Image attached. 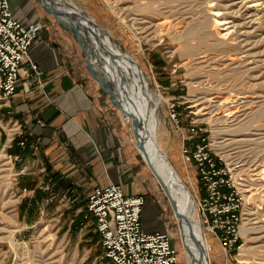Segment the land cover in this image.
<instances>
[{
  "label": "rangeland",
  "instance_id": "obj_1",
  "mask_svg": "<svg viewBox=\"0 0 264 264\" xmlns=\"http://www.w3.org/2000/svg\"><path fill=\"white\" fill-rule=\"evenodd\" d=\"M71 1L139 64L145 102L163 121L159 147L193 198L201 184L194 162H185L181 154L182 137L191 127L202 129L211 151L222 158L221 164L237 184L243 198L242 246L225 255L206 232L210 264H264V177L260 176L264 165V0H257L261 6L255 10L249 8L248 0ZM33 4L30 14L45 24L43 30L57 24L74 41L73 60L80 68V83L97 86L119 113L116 102L89 71L75 35L37 0ZM97 55L93 53L92 58ZM130 79L135 85L133 75ZM20 80L17 85L23 90L26 81L27 91L34 84L44 87L41 77ZM171 107L177 113L176 121L169 115ZM122 120L121 131L126 135L127 122ZM14 124V120L0 123V264H100L98 237L92 241L93 225L82 230L80 225L72 226L83 209L80 202L76 205L71 189L56 193L50 183L46 186L43 170L28 166L23 172L28 164L10 161L7 149L15 132L7 139ZM129 139L131 153L138 156ZM192 140L185 144L195 143ZM9 165L12 173L6 170ZM148 169L147 179L139 168H133L146 200L143 229L166 232L177 250L178 264H188L171 205ZM25 182H33L44 193L41 201H35L34 190L21 185ZM239 254L246 263L239 261Z\"/></svg>",
  "mask_w": 264,
  "mask_h": 264
},
{
  "label": "crops",
  "instance_id": "obj_2",
  "mask_svg": "<svg viewBox=\"0 0 264 264\" xmlns=\"http://www.w3.org/2000/svg\"><path fill=\"white\" fill-rule=\"evenodd\" d=\"M33 1L9 0L13 15L24 25L38 19L30 14ZM29 54L43 72L44 87L34 84L25 92L19 83L8 104L0 107V123L15 121L7 141L18 125L26 139L24 148L18 146L19 162L43 170L52 191L71 189L82 209L92 189L110 181L121 185L127 195H144L133 168L147 178L148 167L139 153H131L129 135L121 131V116L99 88L80 83L74 41L67 31L57 24L48 26L33 41Z\"/></svg>",
  "mask_w": 264,
  "mask_h": 264
},
{
  "label": "built area",
  "instance_id": "obj_3",
  "mask_svg": "<svg viewBox=\"0 0 264 264\" xmlns=\"http://www.w3.org/2000/svg\"><path fill=\"white\" fill-rule=\"evenodd\" d=\"M44 27L42 21L22 24L13 15L9 0H0V106L8 104L20 79L42 76L29 48ZM23 86L27 91V81ZM169 115L176 121L173 107ZM195 127L188 129L191 135L187 132L183 135L181 154L185 162H194L201 184L194 195L198 220L204 232L211 234L227 255L242 246L239 229L243 198L230 171L221 164L222 158L211 151L202 129ZM14 136L20 138L17 144L24 148L26 139L20 125ZM192 139H196L195 143L187 146L185 142ZM32 148L37 150L36 145ZM8 157L10 161H19L17 155L8 154ZM27 168L24 165L22 171ZM145 203L143 194L127 195L121 185L111 181L88 194L81 210L80 227L82 230L93 223L103 260L100 264H178L177 250L169 235L160 230L146 232L143 229Z\"/></svg>",
  "mask_w": 264,
  "mask_h": 264
},
{
  "label": "bare ground",
  "instance_id": "obj_4",
  "mask_svg": "<svg viewBox=\"0 0 264 264\" xmlns=\"http://www.w3.org/2000/svg\"><path fill=\"white\" fill-rule=\"evenodd\" d=\"M54 1L58 2L57 6L60 7L61 10L63 8L62 4L67 3L69 4L68 9L70 10H76L77 12L80 10L84 11L83 8L76 6L71 0ZM247 2L251 3L249 8H254V10L255 8H259V6H261L260 2L257 0H248ZM86 17L92 20L91 16ZM92 21H94V19ZM87 28L94 31L92 27L87 26ZM95 33L98 34L101 42L105 44L109 50L112 52H121L111 39L109 40L106 37H102L100 32L97 30H95ZM79 34L83 36V38H87L83 32H80ZM85 43L87 44V49L85 48V44L84 52L87 55L86 60L88 61V67L101 80L104 88L108 89L106 92L101 87L107 94L108 98L116 102V108H118L120 116L123 118V121L127 122V130L129 131L128 134L131 137L136 150H138L140 156L146 163L142 152L136 145V138L139 142H141V144L145 146L148 157L152 161L153 171L151 169L150 170L153 176L157 180L159 187L165 193L173 213L175 208V210H177L182 217L184 241L186 244V247H184V252L187 263L210 264L208 259V243L205 232L197 217L195 200L185 184L171 168L168 162L167 153L162 151L159 147V132H161L160 130L162 128L163 121L154 115L153 111L149 109L145 102V97L142 90L144 84L143 78L139 81L137 75L130 65L121 61L112 60L109 54L98 49V46L92 39H90V43H87L86 41ZM90 47L92 50L95 49L99 59L92 58L93 53ZM130 75H133V79L136 83L135 85L132 83ZM136 117L137 127L134 132L132 124L134 118ZM261 168L262 172L260 173V176L264 177V165H262ZM6 170L11 171V166L9 165ZM243 230L245 232L244 227ZM12 239L13 232L10 233L9 242H11ZM238 256L241 263L247 262L240 254Z\"/></svg>",
  "mask_w": 264,
  "mask_h": 264
},
{
  "label": "water",
  "instance_id": "obj_5",
  "mask_svg": "<svg viewBox=\"0 0 264 264\" xmlns=\"http://www.w3.org/2000/svg\"><path fill=\"white\" fill-rule=\"evenodd\" d=\"M45 10H47L50 14H52L55 19L58 21V23L63 26L64 28H66L68 31L72 32L77 41L80 43L83 51H84V43L85 41L87 43H90V39H92L94 41V43L98 46V49H100L102 52L109 54V56L112 58V60H116V61H121L124 62L128 65H130L133 69V71L135 72V74L138 77V80H142L141 77V69L139 67V64H137L133 58L125 53V52H112L111 50L108 49L107 46H105V44H103L101 42V39L99 38L98 34L95 33V30H97L98 32H100L102 37H106L107 39H111L108 34V32L102 28L99 27L93 20L88 19L86 16H90L89 14L85 13L84 11L80 10L79 12H77L76 10H70L69 8V4L67 3H63L62 6V10L60 7L57 6L58 2L54 1V0H37ZM88 27H92L94 29V31L90 30L87 28ZM83 32L84 35L87 36V38H83V36H81L79 33ZM85 53V52H84ZM92 53H96L95 49L92 50ZM86 55V54H85ZM87 58V55H86ZM88 61L86 60V65ZM88 66V65H87ZM89 68V67H88ZM89 71L92 73V75L94 76V78L96 80H98L99 85L107 92L108 89L104 88L103 83L101 82V80L96 76V74L94 72L91 71V69L89 68ZM133 131L135 132V129L137 127V117L134 118L133 120ZM136 145L137 147L140 149V151L142 152V155L148 165V167L153 171V165H152V161L149 159L148 154H147V150L145 148V146L143 144H141V142L138 141V139L136 138ZM174 214L176 217V221H177V226H178V230H179V235H180V239H181V243L184 247H186L185 241H184V232H183V220L181 215L179 214V212L177 210H175L174 208Z\"/></svg>",
  "mask_w": 264,
  "mask_h": 264
},
{
  "label": "trees",
  "instance_id": "obj_6",
  "mask_svg": "<svg viewBox=\"0 0 264 264\" xmlns=\"http://www.w3.org/2000/svg\"><path fill=\"white\" fill-rule=\"evenodd\" d=\"M20 138L15 136L12 141H11V147L8 149V154H15V155H18L20 152L18 150V142H19ZM194 170H195V173H196V166L194 164ZM47 170V169H46ZM21 185H23V187L25 189H32L34 190L35 192V195H34V198H35V201L36 202H39L43 199L44 197V193L42 191H40L39 189L36 188L35 184L33 182H25V183H21ZM32 201V199L30 200ZM85 207V206H84ZM83 207V209H84ZM82 221V214L79 213L77 214V216L75 217V219H73L72 221V226H74L73 228H77L80 224V222ZM94 237L92 239V241L96 240L97 239V233L94 232L93 233Z\"/></svg>",
  "mask_w": 264,
  "mask_h": 264
}]
</instances>
